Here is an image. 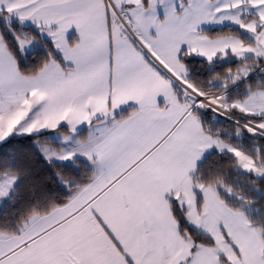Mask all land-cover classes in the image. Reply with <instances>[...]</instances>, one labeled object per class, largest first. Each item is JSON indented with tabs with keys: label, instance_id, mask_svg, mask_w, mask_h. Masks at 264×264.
Segmentation results:
<instances>
[{
	"label": "snow or ice",
	"instance_id": "1",
	"mask_svg": "<svg viewBox=\"0 0 264 264\" xmlns=\"http://www.w3.org/2000/svg\"><path fill=\"white\" fill-rule=\"evenodd\" d=\"M0 264H264V0H0Z\"/></svg>",
	"mask_w": 264,
	"mask_h": 264
},
{
	"label": "trees",
	"instance_id": "2",
	"mask_svg": "<svg viewBox=\"0 0 264 264\" xmlns=\"http://www.w3.org/2000/svg\"><path fill=\"white\" fill-rule=\"evenodd\" d=\"M0 211H2V209H0Z\"/></svg>",
	"mask_w": 264,
	"mask_h": 264
}]
</instances>
